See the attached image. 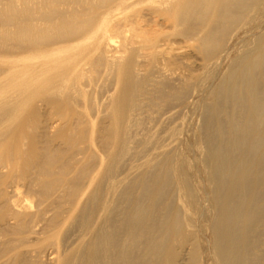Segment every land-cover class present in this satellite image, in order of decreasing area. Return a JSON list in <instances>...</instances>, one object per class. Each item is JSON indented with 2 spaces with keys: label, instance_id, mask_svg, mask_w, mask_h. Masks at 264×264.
Returning <instances> with one entry per match:
<instances>
[{
  "label": "rangeland",
  "instance_id": "obj_1",
  "mask_svg": "<svg viewBox=\"0 0 264 264\" xmlns=\"http://www.w3.org/2000/svg\"><path fill=\"white\" fill-rule=\"evenodd\" d=\"M126 1L0 0V264H52V255L78 263L91 245L95 259L111 264H219L204 136L259 129L260 112L248 111L259 93H232L231 70L252 63L243 77L259 78L260 0H244L229 23L206 15L181 24L157 3ZM29 3L43 45L77 34L61 18L91 26L109 6L133 47L115 61L92 48L83 56L63 48L43 58L67 53L61 66L24 73L19 65L31 41L21 31L22 11ZM114 38L119 49L121 35ZM81 57L85 64L73 69ZM122 74L134 94L122 93ZM252 149L244 180L259 185L264 142ZM163 163L171 174L167 188L156 191L147 180ZM178 174L185 186L176 183ZM217 176L229 180V172ZM255 213L230 227L236 239L253 228L257 256L248 264H264L258 205Z\"/></svg>",
  "mask_w": 264,
  "mask_h": 264
},
{
  "label": "bare ground",
  "instance_id": "obj_2",
  "mask_svg": "<svg viewBox=\"0 0 264 264\" xmlns=\"http://www.w3.org/2000/svg\"><path fill=\"white\" fill-rule=\"evenodd\" d=\"M142 1L157 3V10L162 14L168 15L167 17L171 22L180 24L185 23L189 17H205L206 15L224 19L226 23H229L235 19L236 8L239 5V7H241L244 2V0H134L131 3ZM124 2L127 1L117 0V5H121ZM259 3H261L260 14L264 21V0H260ZM32 8L34 7L29 3L22 11L24 25L21 31L26 39L31 41V45H28L29 47L26 48L22 56L25 58V61L19 65L24 73H28V71L31 70L42 69L47 66H53L54 68L61 66L63 64L62 62L67 60L70 56L67 53L59 57H51L49 61H44L43 58L63 48L64 50H71L74 56H83L87 49L92 48L93 50L99 51L98 54L100 58L107 61H115L120 59L122 53L128 52L133 47V41L131 42V39L126 35L128 30L122 29V24L119 20L114 19V11L117 8H110L108 6L102 13L100 12L96 21L91 26L81 25L76 28L71 25L70 20L63 21L61 18V22L71 27V32L73 34H77L75 36L61 34L57 40L50 42L47 46L43 45V43L41 44L43 38L38 39L36 35L40 29L33 26L34 22L38 19L35 18L37 14L32 11ZM130 22L131 25H133L137 23L138 20H131ZM213 30H215L214 26L209 28L208 32ZM116 35H121L122 39L119 49H116L114 44V42L116 43L117 41H115L114 38ZM87 42H89L88 46L86 45ZM257 48L259 52L257 62L260 66L259 78L249 79L247 76L243 77V73L246 70L248 72L255 64L248 63L240 72V68L235 65L231 70L235 82V87L231 92L248 91L250 94L259 93V98L251 102L248 107L249 112H260L259 129H254L251 133H248L249 125H244L240 127L239 133L237 134L230 131L223 133L218 130L215 132L216 137L209 131H207L204 136L208 146L206 166L209 171L213 189L210 201L217 209L218 213L212 229L213 253L219 264H248L252 258L257 256L253 240V228L245 227L241 231L240 239H236V231L232 230L233 228L230 227V224L233 222L235 223L236 220L239 222L243 221L246 224L252 218H255L257 215L255 213L256 205L260 207L261 213L259 222H261V232L264 237V168L262 171H259V175H263V180L259 185H251L250 182L244 180L248 175V168L245 161H247L248 154L253 151L252 146L257 141L262 140V142H264V31L260 35ZM119 52L121 53L116 55ZM187 53L188 51L186 55ZM187 56L186 58H188ZM29 58L33 60H29ZM190 62L198 65L202 64L201 60L198 59H191ZM83 64H85V62H83L81 57L74 65L73 69H79ZM122 77L127 78L123 81L122 86V93L124 96L125 92L128 94L131 90V95L134 94L137 89L134 90V86L132 82L130 83L127 76L122 74ZM256 82L260 84L259 92L255 87ZM237 84L240 86L244 85L246 88L243 89L241 87V89L238 90L236 87ZM229 128H234V125L231 124ZM224 172H229L228 181L217 176ZM170 174L171 169L168 163H163L159 166V172L147 181H150V184L153 185L154 188L156 187V191H162L168 186L167 178ZM177 182L181 186L186 185L185 178L182 174L177 175L176 183ZM137 184L145 186L147 182H144L143 179H138ZM134 209V216L136 218V216L140 215L138 214L137 202H135ZM177 225L178 219L176 214H174L173 226L176 227ZM131 237L133 239L135 238L134 235ZM91 244H93V242ZM155 246H158L157 242H155ZM93 249L94 245H91L87 257L78 263L72 259L59 260L58 257L54 255L50 258V262L52 264H111L110 261L95 259V256L92 255Z\"/></svg>",
  "mask_w": 264,
  "mask_h": 264
}]
</instances>
